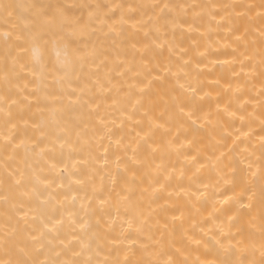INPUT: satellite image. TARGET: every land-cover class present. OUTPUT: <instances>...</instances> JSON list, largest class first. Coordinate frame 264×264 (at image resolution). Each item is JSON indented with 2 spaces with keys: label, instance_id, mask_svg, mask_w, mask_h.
<instances>
[{
  "label": "snow or ice",
  "instance_id": "obj_1",
  "mask_svg": "<svg viewBox=\"0 0 264 264\" xmlns=\"http://www.w3.org/2000/svg\"><path fill=\"white\" fill-rule=\"evenodd\" d=\"M79 7L87 10L86 17L74 16L71 8L51 0H0V83L3 84L0 114L4 118L0 141L5 153L0 201L6 206L5 223L0 229L4 249L0 264H264V0L259 5L177 4L160 0L151 4ZM243 18L247 23L243 35H238V21ZM257 21L259 47L250 52L245 43L242 51L239 44L245 42ZM212 31H225L237 44L232 47L231 59L217 58L210 63L221 67L239 65V71L231 68L237 79L236 87L231 83L228 87L241 112L238 117L241 127L227 135L233 137L234 146L239 147L237 142L244 144L241 151L247 155L240 160L231 155L233 149L229 148L227 153L207 156L202 162L201 149L195 146L194 138L188 137L190 130H199L198 124L203 128L213 122L211 113H202L198 107L199 100L211 95L210 92L200 95L204 81L198 76L203 74V69L196 62L197 77L184 71L192 59H185L189 48L182 43L188 33L191 48L199 57L208 59L211 44L200 51L199 40L191 39V33L206 38ZM141 32L143 41L136 39ZM109 41L112 47L130 44L133 62L139 55L135 69L126 59L108 67ZM165 48L169 63L163 68L158 63L153 66V60ZM58 50L64 53L62 59ZM52 51H56L55 59L50 55ZM173 55L178 63L173 64ZM154 67L163 75L155 72ZM173 67L177 70L173 71ZM101 68L106 69L103 75ZM133 71L135 78L124 79ZM113 73L119 79L114 81ZM241 76L245 78L243 84L239 82ZM254 80L260 82L258 89ZM155 82L161 86L167 84L160 96L162 108L151 100ZM219 83L218 79L209 81L210 85ZM247 84H252L248 92L254 91V95L245 97ZM109 98L114 118L106 119L99 112ZM247 105L260 112L258 144L251 141L255 135L251 118L255 112H248ZM77 109L79 116L73 117ZM216 109L219 114V104ZM222 111L237 116L230 105H225ZM94 117L99 127L93 125L89 137L87 130ZM117 119L120 129L128 127L127 143L123 135L116 136L114 127H110L116 125ZM246 121L248 131L243 130ZM157 132L162 138L170 137L166 141L167 151L183 155L186 163L196 169L188 176L186 167L181 166L179 179L187 178L189 186L177 184L179 192L175 194H182L189 202L193 198L197 203L214 200L210 215L219 223L211 236L210 249L202 237L197 238L194 232L184 228L183 208L176 207L178 214H173L170 221L165 219L161 224L156 220L157 237L150 222L156 211L152 207L155 201L149 202L145 215L142 200L133 198L137 185H143L145 178L148 187L142 189V194L151 189L153 196L167 191V184L176 178L177 169L172 167L169 171L163 163H156L155 175L151 174L155 153L161 151L160 145L152 147L151 143ZM182 136L194 154L185 150L184 142L176 143ZM141 144L151 149V159L141 157ZM58 150L60 159H57ZM245 160L246 168H239ZM202 169L214 171L215 181L212 182L211 176L209 182L200 180L198 173ZM161 176L165 183L160 182ZM60 196L62 201L58 199ZM51 201L65 208L68 231L63 234L64 213L59 219L44 218ZM77 201L79 209L75 208ZM158 207L166 212V205ZM105 209L113 210L115 217L105 220L103 215H98ZM237 225L240 227L233 233ZM178 226L183 229L179 244ZM193 244L197 245L196 249L191 248ZM201 244L207 249L205 258L191 259L192 252L199 251Z\"/></svg>",
  "mask_w": 264,
  "mask_h": 264
},
{
  "label": "bare ground",
  "instance_id": "obj_2",
  "mask_svg": "<svg viewBox=\"0 0 264 264\" xmlns=\"http://www.w3.org/2000/svg\"><path fill=\"white\" fill-rule=\"evenodd\" d=\"M29 1V0H28ZM16 2H25L24 0H16ZM30 2V1H29ZM133 4H151V3H156L160 2V0H132ZM171 3H185V4H209V3H215V4H236V5H241V4H260V0H169ZM82 10V9H81ZM239 11V9H237ZM86 17L85 12H80ZM78 13V14H80ZM77 14V15H78ZM217 19H219V16H217ZM189 22H191V14L189 13L188 17ZM2 23V21H0ZM205 26H206V19H205ZM240 25V32L237 33L238 35H243V28L244 25L247 23V19L243 18L238 21ZM187 27V25H186ZM260 27L259 21L256 22L251 28H250V33L246 37L245 42H241L239 44L240 49L243 51L245 47V43H247L249 47V51H254L255 48L259 47V34L256 29ZM2 30V29H1ZM203 30V28L201 29ZM180 33L179 30L177 31V40L179 41ZM227 37V38H226ZM170 38V37H169ZM136 39H140L143 41V33H139ZM191 39H197L199 40V48L200 51H204L206 47H208V44H211V47L208 48V59L201 58L197 55L196 51L191 48L190 44V39H189V34L185 33L184 40L182 43L183 47H188L189 52L185 56V59H188L191 57L192 63L187 65V67L184 68V71L188 72L191 77H197L198 70L196 69L195 65L196 62L200 63V68L203 69V74L199 75L198 78L200 80L204 81V90L200 93L201 96L204 95L205 92H210L211 95L210 97H205L203 100L198 101V107L201 109V112H210L211 113V120L213 123L211 124H205L203 128L199 127V124L197 125V128L199 129L198 131H189L188 137L189 139L195 140V146L199 147L202 152L201 156V161L204 162L205 158L207 156H212L213 154L215 156H218L221 151L228 152L229 148L233 149V152L231 155L237 160L243 159L244 156L247 155V153H243L241 150L244 147V144H239V147H236L233 145V137L228 136L227 133L232 132L235 133V129L241 127V122L239 120V115L241 114L240 110L238 109V105L236 102V98L233 96L232 91L229 89L228 85L229 83L232 84V87H236L237 79L232 75L231 68L235 67L236 71H239V65H234V66H223L221 67L220 65L213 66L210 61L215 60L217 58L223 60V59H231V53H232V47H237V44L234 42V37H228L227 33L225 31H212L209 33V35L206 38H201L199 36V33L193 32L191 33ZM256 41V44L253 45L252 42ZM134 42V41H133ZM226 44H231V47H225ZM107 46H111V44H107ZM140 47L141 45H137ZM110 47H106V53L109 54V64L108 67H112V64H115L119 62V59L116 56L119 54L118 48H115V52L113 53V50ZM60 58H63V51L58 50ZM117 51V54L114 55ZM133 51V50H132ZM157 51H160L157 49ZM51 57L53 59L56 58V51H52L50 53ZM111 55V56H110ZM120 55V54H119ZM115 56V58H114ZM120 58V56H118ZM139 60V55L137 54L135 58V64H133L134 69L136 67V62ZM171 60L173 64L178 63L176 61L175 55L171 57ZM111 61V64H110ZM117 61V62H116ZM113 62V63H112ZM159 64L160 68H163L165 65L169 63V53L167 48L163 49V54L161 56H158L155 60H153V66L156 64ZM205 65L208 66V68H212V71L209 72L208 68H205ZM177 69L173 67V71H176ZM106 71L105 68H101L100 72L101 75L104 74ZM154 71L157 72L158 74L163 75V73H160L159 68L154 67ZM247 71V69H246ZM132 74V76H129ZM116 75L113 73V78L114 81L116 80ZM135 78V71L133 72H128V77H126L128 80H131ZM172 83H174V79L169 77L168 78ZM219 80V84H209V81H215ZM244 77L241 76L239 82L241 84L244 83ZM184 82V77L183 75L181 76V83ZM253 83L255 84V88H259V80H254ZM167 87V84L161 86L160 82H155L153 91L151 93V100L154 101L157 105L158 108L163 107V101L160 100V96L164 94V89ZM252 84H247L245 86V92L244 95L245 97L249 95H254V91L249 93L248 88H251ZM1 88H3V84H1ZM2 90V89H1ZM177 94H179L180 89H176ZM167 98V97H165ZM112 101L109 98L107 101V105L102 104L99 116H104L106 119L109 118H114L111 116L112 113V108L109 107L111 105ZM217 104L220 105L221 111L219 114H217V109L216 106ZM225 105H230V110L231 111H236L237 116L232 117L228 115L227 113H224L222 109L225 107ZM248 112H255V116L251 118V128L252 131L255 133L251 137V141L253 144H258V136L261 134L260 133V112L259 109H254L252 105H247L246 106ZM80 113V110L77 109L76 112L72 113L73 117H78ZM246 115V113H244ZM87 119V117H85ZM4 122V118L2 117V114H0V129H2ZM203 123V122H201ZM95 125L96 127H99L97 123V118L94 117L90 122H89V128L87 130V135L90 137L92 135V126ZM83 126H81L82 128ZM110 127H114L115 134L116 136L123 135L125 137V143H127L129 137H128V127L127 125L123 128L120 129L119 125V119H117V123L115 126L110 125ZM244 131H248V122L246 121L244 126H243ZM134 135V133H133ZM168 138H162L161 134L159 132L156 133L155 137L153 138L152 147H156L157 145L161 146V151L155 153L154 160L155 163L152 165L151 169V174L154 176L155 175V164L156 163H163L166 168L170 171L172 167H175L177 169V172L175 174V179L171 181V183L167 184V191H161L155 193L153 196L151 189H149L148 192H145L142 194V189L148 187V179L145 178L143 185H137L134 193V199L135 200H142L143 202V207L145 211V215L148 214L149 211V202L154 200L155 202L152 204V207L156 209V211L153 213L152 217H150V222L152 225V232L156 233L157 237L159 235L156 227V220L159 219L160 223L163 224L165 219H168L170 221V218L173 214H178L176 212V207L183 208L185 210V224L184 228L189 229L190 233L194 232L197 238H203V240L207 243L208 248L210 249L212 247V241H211V236L213 233L216 232V224L219 223V220L216 219L214 220L211 217L212 213V205L214 203L213 199H208L206 201L202 202H195V198H193L192 202H189L186 200V198L181 194L177 196L175 193L179 192V188L177 187V184H182L184 187L189 186V181L187 178L180 180L179 179V169L181 166H185L187 170V175L191 176L193 172L196 171L195 168H192L190 165H188L184 159L183 155H177L175 152H169L166 150V141ZM243 139V137L241 138ZM180 142H184L185 144V150L192 153V149H189L187 147V141L183 140V136L181 137L180 141H177L176 143L179 144ZM2 141H0V174H2L3 169H2V164L4 160L5 153L2 148ZM105 145H107L108 141H104ZM247 143V141H245ZM113 149H115V145L112 146ZM251 147V145H249ZM140 155L143 158L144 156H148L150 159L152 158V153L151 149L144 144H141L140 146ZM194 154V153H192ZM76 155V154H73ZM68 157V150H64V157ZM57 159H60V154L59 150L57 151ZM10 163H15L10 161ZM239 168L244 169L247 166V161L245 160L244 163L238 165ZM199 179L203 180L204 182H209V177L211 176L212 182L215 181L216 179V174L214 171H210L209 169H202L198 173ZM65 184L68 183L67 178H65ZM160 182L165 183L163 176L160 177ZM97 183H99V180L97 179ZM106 186H107V179L105 181ZM195 185L192 186L193 190H195ZM169 192H172L173 195L169 196ZM81 195H83V192H81ZM219 198V197H217ZM59 200H63V196L58 197ZM113 199L115 200V194H113ZM193 203H195V206L193 207ZM158 205H166V212L162 211ZM95 206V205H94ZM66 207H71V205H66ZM76 209H79V201H77L75 205ZM199 209V211H197ZM5 211H6V206L3 204L2 201H0V229L3 228V225L5 223ZM10 211V210H9ZM64 213L65 215V226L61 230V233L63 234L64 232L68 231V225H67V215L65 208H61L59 204L56 203V201H51L47 207H46V214H45V220L47 221L49 218L55 220L59 219L60 215ZM98 215H103L104 219L107 220L109 216L115 217V212L111 209H105L104 213H99ZM94 223V219H93ZM196 225L195 228L192 226ZM37 226H39V221H37ZM240 227V225H237L232 229L233 233L237 231V228ZM203 228V232L200 231V229ZM118 230V229H117ZM183 232V229H181L179 226L176 229V239L179 244L180 242V237ZM207 233V235H205ZM257 240L259 239V234L257 233L256 235ZM142 240H145V242L151 244V241H147L146 237H142ZM46 243V241H45ZM192 249H196L197 245H191ZM207 249L205 248L204 244H201L199 246V251H193L191 254V259H196L197 256H199L201 259L205 258V252ZM4 254V249H3V232L0 231V256H3ZM69 256L71 255L70 253L68 254ZM140 253H137V256H139ZM43 258V257H41ZM211 258V257H208Z\"/></svg>",
  "mask_w": 264,
  "mask_h": 264
},
{
  "label": "rangeland",
  "instance_id": "obj_3",
  "mask_svg": "<svg viewBox=\"0 0 264 264\" xmlns=\"http://www.w3.org/2000/svg\"><path fill=\"white\" fill-rule=\"evenodd\" d=\"M51 2L52 3L59 2V3H62L64 5H66V6H68L69 8H71V14L74 15V16H77V17H79L80 15H82V13H80L81 11L82 12H84V11L86 12L87 11L86 9H82L81 10V8L79 7V5H83V4H90V5H95V4H100V5H113V4H118V3H123V4L132 3L133 4L132 0H51ZM78 13H80V14H78ZM86 16H87V13H86ZM118 17H119V13L117 12L116 18L118 19ZM124 28H125V30H127L128 26L125 25ZM108 43L111 44L110 41ZM106 47H110V46H107L106 45ZM111 48L112 47H110V50H111ZM116 48H118V52H119L120 55L118 54L116 56L117 58H115V56H114V58L117 60L118 59V56H120L119 60L126 59L127 61L131 62V66L134 68L133 64H135V62H133V55H132L133 51L131 49L130 44H125L124 46L117 45ZM112 50H113V53H114L115 52V48L113 47ZM116 54H117V51H116V53L114 55H116ZM107 55H109V54H107ZM109 60H111V59L109 58ZM110 64H111V61H110ZM129 76H132V74H130ZM126 77H128V73L126 74V76L124 77V79H127ZM116 79H119V78L116 77ZM131 79H132V77H131ZM1 84L2 83H0V90L2 89L1 88ZM2 117H3V115H2Z\"/></svg>",
  "mask_w": 264,
  "mask_h": 264
}]
</instances>
